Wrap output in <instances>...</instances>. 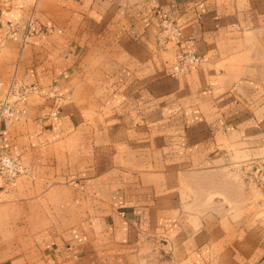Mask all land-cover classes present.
Returning a JSON list of instances; mask_svg holds the SVG:
<instances>
[{
	"label": "crops",
	"instance_id": "1",
	"mask_svg": "<svg viewBox=\"0 0 264 264\" xmlns=\"http://www.w3.org/2000/svg\"><path fill=\"white\" fill-rule=\"evenodd\" d=\"M13 79L38 93L0 125L28 170L0 264H264V0H0V100Z\"/></svg>",
	"mask_w": 264,
	"mask_h": 264
},
{
	"label": "built area",
	"instance_id": "2",
	"mask_svg": "<svg viewBox=\"0 0 264 264\" xmlns=\"http://www.w3.org/2000/svg\"><path fill=\"white\" fill-rule=\"evenodd\" d=\"M34 31V24L29 21L26 27L25 41ZM160 40L163 45L173 44L179 49L170 68V73L173 76L192 73L204 61L202 56L181 49L183 32L177 23L169 20L162 21ZM37 93L38 87L24 85L13 79L7 93L0 100V125L6 122H14L26 115L27 102L32 95ZM259 171L264 178V163H262ZM27 172L22 153L18 148L13 147L0 154V178L4 187H14L16 181Z\"/></svg>",
	"mask_w": 264,
	"mask_h": 264
},
{
	"label": "rangeland",
	"instance_id": "3",
	"mask_svg": "<svg viewBox=\"0 0 264 264\" xmlns=\"http://www.w3.org/2000/svg\"><path fill=\"white\" fill-rule=\"evenodd\" d=\"M262 184H264V179L262 180Z\"/></svg>",
	"mask_w": 264,
	"mask_h": 264
}]
</instances>
